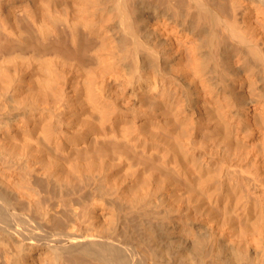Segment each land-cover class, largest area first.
Wrapping results in <instances>:
<instances>
[{
  "label": "bare ground",
  "instance_id": "obj_1",
  "mask_svg": "<svg viewBox=\"0 0 264 264\" xmlns=\"http://www.w3.org/2000/svg\"><path fill=\"white\" fill-rule=\"evenodd\" d=\"M0 264H264V0H0Z\"/></svg>",
  "mask_w": 264,
  "mask_h": 264
}]
</instances>
